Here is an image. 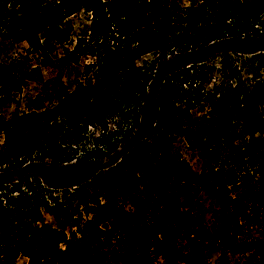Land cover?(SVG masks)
<instances>
[{
	"label": "trees",
	"instance_id": "trees-1",
	"mask_svg": "<svg viewBox=\"0 0 264 264\" xmlns=\"http://www.w3.org/2000/svg\"><path fill=\"white\" fill-rule=\"evenodd\" d=\"M85 6L88 35L70 51L64 23ZM0 33L25 36L30 52L46 59L43 66L53 64L50 50L61 46L66 66L87 60L88 77L69 90L58 73L37 109L0 115V263L23 257L26 264H193L178 244L191 237L195 220L182 198L193 191L220 202L222 216H214L223 224L227 212L264 221V188L249 183L264 178V78L214 97L192 87L189 94L178 83L220 53H258L264 63V0H0ZM152 52L166 56L134 64ZM42 65L21 79L0 62V102L20 96L24 79L34 80ZM113 110L125 120L115 138L94 137L93 148L80 154L58 145L55 126L74 136L73 125L103 130ZM173 136L205 160L204 172L168 149ZM10 170L24 175L5 192ZM225 224L213 239L244 253ZM248 250L247 264H264V232Z\"/></svg>",
	"mask_w": 264,
	"mask_h": 264
},
{
	"label": "rangeland",
	"instance_id": "rangeland-1",
	"mask_svg": "<svg viewBox=\"0 0 264 264\" xmlns=\"http://www.w3.org/2000/svg\"><path fill=\"white\" fill-rule=\"evenodd\" d=\"M90 19L91 9L86 6L66 19L63 36L65 47L68 50L74 51L78 38L88 35ZM65 56V50L61 46H55L50 50L49 54V60L53 64L51 66H43L42 63L46 59L37 53L30 52L25 36L12 39L0 33V62L10 64L21 79L31 69L42 65L40 75L34 80L24 79L23 91L20 96L2 98L0 115L4 118H10L16 108L21 111L37 109L39 107V97L45 94V89L53 85L58 73H61L62 83L69 90L73 89L78 81H83L87 85L88 77L84 68L87 60L82 59L79 65L71 64L66 66L64 64L66 63ZM164 56H166L164 52H152L135 58L133 62L136 66H145L146 62L156 63L163 60ZM224 60L225 63H223ZM197 68L203 71V76L207 75L205 80L199 78L196 72L198 70H191L189 75H183L178 79V83H181L185 90L188 89L190 91L189 94L192 92V87L195 91L204 89L214 97L219 90L232 87L236 83L252 85L264 78V63L261 61V54L258 53L229 52L226 55L220 53L208 59L205 65H198ZM260 108L264 111V100L260 102ZM193 114H198L196 108L193 110ZM124 122V118L120 116L118 111L113 110L107 117L106 129L102 130L99 126L94 125L84 129L82 125H73V131L79 132L76 136L72 135L71 129L64 125H61L62 127L55 126L54 130L57 132L58 145L65 148L66 153L80 154L83 149L93 148L94 137L100 135V142L115 138V128L122 126ZM245 138L248 141L251 137L246 135ZM2 144L3 140L0 135V145L2 146ZM167 147L172 153L178 154L195 173H202L206 170L208 164L196 151L187 146L182 137L173 136L167 142ZM239 168L243 171H252L253 169L249 168L248 165H240ZM10 173L8 176V188L5 192H10V184L17 182L20 175H24V172H14V170H10ZM249 183L252 186L264 188V178L261 175H255ZM237 189H233L234 194L239 192V189ZM182 201L183 207L192 211L195 221L191 228L190 240H180L178 244L180 248H184L185 251L190 253V259L193 264L249 263L251 259V252L248 250L250 243L252 240L260 238L264 232V221L262 218L251 215L249 220H244L234 213L227 212L223 224L215 219L214 216L215 213L220 212V202L212 195L202 193L201 190L196 193L193 191L189 198H182ZM220 216L222 215L220 214ZM43 221L49 225H54L53 218L45 214H43ZM228 222L231 224V233L233 235L237 233L238 235L236 245L243 249L244 253H237L234 246L227 249L220 240L215 241L213 239V236L216 235L214 230L218 229L219 234L226 231L225 223ZM151 245V241L146 242L148 249H151ZM113 252V246L109 247L108 259L110 261L112 260ZM153 262L157 264L159 260L154 259ZM14 264H26V259L20 257ZM109 264H112V262H109Z\"/></svg>",
	"mask_w": 264,
	"mask_h": 264
},
{
	"label": "built area",
	"instance_id": "built-area-1",
	"mask_svg": "<svg viewBox=\"0 0 264 264\" xmlns=\"http://www.w3.org/2000/svg\"><path fill=\"white\" fill-rule=\"evenodd\" d=\"M2 140H3V136H2Z\"/></svg>",
	"mask_w": 264,
	"mask_h": 264
}]
</instances>
